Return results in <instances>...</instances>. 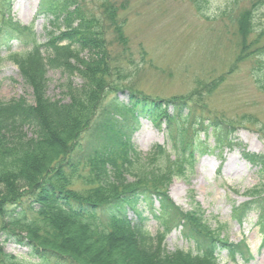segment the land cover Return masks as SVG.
Masks as SVG:
<instances>
[{"label": "trees", "instance_id": "trees-1", "mask_svg": "<svg viewBox=\"0 0 264 264\" xmlns=\"http://www.w3.org/2000/svg\"><path fill=\"white\" fill-rule=\"evenodd\" d=\"M58 1L41 0L40 13L52 15L56 27L65 24L48 42L41 43L32 26L0 32V41L8 35L18 41L20 50L7 46V54L21 73L37 63L32 76L24 73L33 100L0 101V264H218L222 249L233 262L238 255L249 261L248 248L221 238L227 223L210 231L199 207L184 212L169 194L184 164H193L206 150V140L204 146L198 142L199 126L221 151L234 149L236 126L205 116L206 107L197 111L190 98L154 97L118 82L112 74L120 52L130 50L126 21L119 17L123 6L105 0L93 9L90 0ZM7 3H0L2 24L10 22ZM253 4L264 8V0ZM107 22L116 33L114 41L107 40ZM243 48L249 56L247 42ZM83 53L93 55L91 63L81 61ZM50 70L66 78L60 85L64 99L48 95ZM77 76L82 83L74 84ZM122 108L130 121L115 128L120 138L104 141ZM145 119L166 125L171 148L157 144L146 155L137 150L127 134ZM193 125L198 130L188 137ZM243 158L264 173L263 154L243 152ZM83 168L88 170L80 175ZM260 188L243 205V217L259 212L257 223L264 231ZM152 219L162 228L156 233L148 228ZM171 223L194 249H167ZM4 242L27 251L20 257L7 253Z\"/></svg>", "mask_w": 264, "mask_h": 264}, {"label": "rangeland", "instance_id": "rangeland-1", "mask_svg": "<svg viewBox=\"0 0 264 264\" xmlns=\"http://www.w3.org/2000/svg\"><path fill=\"white\" fill-rule=\"evenodd\" d=\"M7 1L10 9L5 17L10 22L0 21V32L32 26L43 43L64 31L63 22L56 27L50 22L52 15L40 13L41 0H0V3ZM104 1L90 0L91 8ZM256 1L110 0L119 8L123 6L119 17L126 21L123 30L130 43V50L120 52L119 67L112 74L118 82L154 97L190 98L191 104L197 105V111L200 106L206 107L205 116L222 117L236 126L234 149L223 151L213 148V139L204 136L201 125L190 126L188 137H193L199 126L198 142L204 146L206 140V150L201 156L196 154L193 164H184V171L169 188L171 198L182 211L199 207L210 231L218 224L227 223L228 227L220 229L221 238L242 244L241 249L248 248L253 255L249 261L238 255L233 262L228 250L222 249L218 264H264V231L257 223L259 212H251L248 219L243 217V205L250 200L252 190L257 186L264 188V173L243 158V152L264 155V8L262 5L255 8ZM58 2L62 5L61 0ZM107 24V40L114 41L116 33ZM8 36L0 41V101L23 96L32 101L33 91L24 77L27 73L33 75L37 63L21 73L7 54V46L20 50L18 41ZM245 42L252 51L249 56L243 48ZM83 55H80L83 63L92 62L93 55ZM48 77V95L64 99L60 87L66 81L64 75L59 70H50ZM73 81L74 84L83 82L80 76ZM118 96L126 99L123 93ZM169 111H173L172 106ZM128 121L125 108L116 111L104 141L120 138L115 128H122ZM130 130L128 139L131 138L143 155L157 144L171 148L165 124L155 126L145 119ZM87 170L81 169L80 175H85ZM171 225L167 249H194L193 242L182 236L175 224ZM148 228L153 233L162 229L154 219ZM3 245L7 253L17 256L27 251L13 242ZM26 264L30 263L26 261Z\"/></svg>", "mask_w": 264, "mask_h": 264}]
</instances>
